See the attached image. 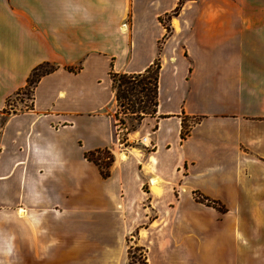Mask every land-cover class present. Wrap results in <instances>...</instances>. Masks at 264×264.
I'll list each match as a JSON object with an SVG mask.
<instances>
[{
  "label": "crops",
  "instance_id": "crops-1",
  "mask_svg": "<svg viewBox=\"0 0 264 264\" xmlns=\"http://www.w3.org/2000/svg\"><path fill=\"white\" fill-rule=\"evenodd\" d=\"M154 61L118 149L110 73ZM132 232L147 264H264V0H0V264H126Z\"/></svg>",
  "mask_w": 264,
  "mask_h": 264
},
{
  "label": "trees",
  "instance_id": "trees-1",
  "mask_svg": "<svg viewBox=\"0 0 264 264\" xmlns=\"http://www.w3.org/2000/svg\"><path fill=\"white\" fill-rule=\"evenodd\" d=\"M179 6L173 11L175 15ZM172 14V15H173ZM158 61H154L144 72L140 74L126 75V74H113L110 73L112 80V92L114 94V101L118 113L122 115L121 122L124 123L125 117H128L136 124H139L141 119L145 116L152 115L155 112L157 106V82H158ZM55 68L48 64H42L34 68L26 81V90H32L38 80L45 74L52 72ZM68 71H73L69 70ZM9 102V101H8ZM115 116H117V114ZM185 126V125H184ZM182 126L181 138L183 139L187 131L186 127ZM134 126L131 125L130 131H134ZM108 154L107 150L88 152L84 154V157L94 163L100 175L103 178H107L109 175V167L112 163V158L108 157V162L103 166L99 163L100 153ZM199 201V200H198ZM199 202L203 203L202 200ZM215 203V202H213Z\"/></svg>",
  "mask_w": 264,
  "mask_h": 264
},
{
  "label": "rangeland",
  "instance_id": "rangeland-1",
  "mask_svg": "<svg viewBox=\"0 0 264 264\" xmlns=\"http://www.w3.org/2000/svg\"><path fill=\"white\" fill-rule=\"evenodd\" d=\"M166 23H167V19L164 18L163 25H165ZM78 67L79 66H76V68H78ZM29 105H30V90L24 89L18 95L14 96L13 99L7 103L6 107H7L8 113H11L12 111L22 110ZM115 112L118 113L116 107L114 108V113ZM124 119H125V123L127 124V127L129 128V130L131 129V125H133L134 127L137 126L136 122L132 121L128 117H125ZM185 130L187 131V127ZM128 144L129 143L125 144V146H128ZM131 145L134 146V144H132V143H131ZM119 153H120L119 150L116 149L115 158L117 161H120L118 159ZM108 157L112 158V162L114 161V155H112V153H110V152L108 154L101 153V155H99V163L101 164V166H103L106 162H108V160H109ZM194 199L197 201L202 200L203 204H205V205L212 206L215 208L217 207L216 202L213 203L214 201H212V200H210V199H208L202 195L200 196L199 194H194ZM216 209L218 211H223V209H220V208H216ZM135 232H132L130 234V236H127L125 238V250H126L125 253H126V260H127L126 264H144L143 258L146 259L145 249L140 244H138L136 242V239L134 238L136 235Z\"/></svg>",
  "mask_w": 264,
  "mask_h": 264
},
{
  "label": "built area",
  "instance_id": "built-area-1",
  "mask_svg": "<svg viewBox=\"0 0 264 264\" xmlns=\"http://www.w3.org/2000/svg\"><path fill=\"white\" fill-rule=\"evenodd\" d=\"M118 111V110H117ZM117 112L113 114L114 116V142L117 148H124L125 144L130 143L129 139L127 138L128 133L130 132L129 128L127 127V124L122 123L121 120V114L118 113L117 116H115ZM134 144H141L143 146H146L147 148L150 147V144L145 145L146 138L141 137L138 139L131 140ZM144 264H146V259L143 258Z\"/></svg>",
  "mask_w": 264,
  "mask_h": 264
},
{
  "label": "bare ground",
  "instance_id": "bare-ground-1",
  "mask_svg": "<svg viewBox=\"0 0 264 264\" xmlns=\"http://www.w3.org/2000/svg\"><path fill=\"white\" fill-rule=\"evenodd\" d=\"M120 153H122V152H120ZM122 155V154H121Z\"/></svg>",
  "mask_w": 264,
  "mask_h": 264
}]
</instances>
